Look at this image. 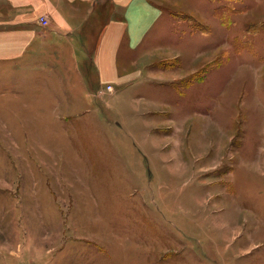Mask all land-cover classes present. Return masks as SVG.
Instances as JSON below:
<instances>
[{"label":"rangeland","instance_id":"374dc122","mask_svg":"<svg viewBox=\"0 0 264 264\" xmlns=\"http://www.w3.org/2000/svg\"><path fill=\"white\" fill-rule=\"evenodd\" d=\"M153 1L112 91L0 62V264H264V0Z\"/></svg>","mask_w":264,"mask_h":264},{"label":"crops","instance_id":"0c3cea01","mask_svg":"<svg viewBox=\"0 0 264 264\" xmlns=\"http://www.w3.org/2000/svg\"><path fill=\"white\" fill-rule=\"evenodd\" d=\"M166 19L153 0H0V62H57L69 76L93 62L103 83L135 81V51L172 49Z\"/></svg>","mask_w":264,"mask_h":264},{"label":"built area","instance_id":"2783aa9c","mask_svg":"<svg viewBox=\"0 0 264 264\" xmlns=\"http://www.w3.org/2000/svg\"><path fill=\"white\" fill-rule=\"evenodd\" d=\"M43 23H47V20H44V18L40 19ZM107 90L112 91L113 90V85L112 84H107Z\"/></svg>","mask_w":264,"mask_h":264}]
</instances>
